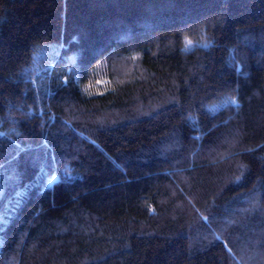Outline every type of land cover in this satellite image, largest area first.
Segmentation results:
<instances>
[{
	"label": "trees",
	"instance_id": "trees-1",
	"mask_svg": "<svg viewBox=\"0 0 264 264\" xmlns=\"http://www.w3.org/2000/svg\"><path fill=\"white\" fill-rule=\"evenodd\" d=\"M0 264H264V0H0Z\"/></svg>",
	"mask_w": 264,
	"mask_h": 264
},
{
	"label": "snow or ice",
	"instance_id": "snow-or-ice-1",
	"mask_svg": "<svg viewBox=\"0 0 264 264\" xmlns=\"http://www.w3.org/2000/svg\"><path fill=\"white\" fill-rule=\"evenodd\" d=\"M190 43V42H189Z\"/></svg>",
	"mask_w": 264,
	"mask_h": 264
}]
</instances>
